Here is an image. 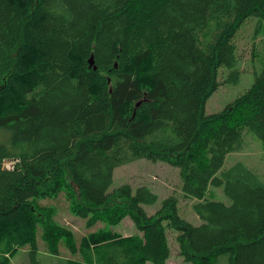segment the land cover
<instances>
[{
  "label": "trees",
  "instance_id": "16d2710c",
  "mask_svg": "<svg viewBox=\"0 0 264 264\" xmlns=\"http://www.w3.org/2000/svg\"><path fill=\"white\" fill-rule=\"evenodd\" d=\"M254 18L264 0H0V264L25 247L39 264V227L49 253L63 241L79 254L68 264H166L167 230L187 264H264V183L242 163L222 170L247 133L264 162V53L249 89L203 113L218 69L238 77L237 29ZM141 159L179 169L200 225L173 196L148 216V188L106 192L116 167ZM61 189L86 227L128 217L137 233L77 244L36 204Z\"/></svg>",
  "mask_w": 264,
  "mask_h": 264
},
{
  "label": "rangeland",
  "instance_id": "374dc122",
  "mask_svg": "<svg viewBox=\"0 0 264 264\" xmlns=\"http://www.w3.org/2000/svg\"><path fill=\"white\" fill-rule=\"evenodd\" d=\"M236 43L238 45L237 56L239 57L236 69L239 75L231 77V71L222 67L218 69L217 83L219 87L215 93L207 100L204 109V115H212L221 112L224 107L232 103L240 94H243L253 84L255 78L254 72L258 70L259 58L264 53V22L258 19H250L240 28L237 29ZM254 55H257L254 57ZM234 78V79H233ZM260 139L254 135L247 133L242 146V152L231 153L226 156L222 170H227L236 163H242L249 168L252 173L264 183V162L262 156V146ZM13 162L4 161L3 169L10 170L13 168ZM112 182L106 192H111L119 187L129 186L133 193L140 187H146L156 195V201L150 205H142V208L148 216L155 214L163 205V201L173 196L177 202V215L194 226L201 224L200 219L194 214L192 205L194 201L184 197L180 187H182V178L180 171L176 167L160 163L152 162L144 159L136 160L129 164L116 167L112 172ZM206 198L229 204L223 187L208 186ZM66 189H61L53 197H39L36 200L37 207L42 209H50L53 220L58 224L64 225L72 230L76 243L79 244L82 239L100 230L106 229L113 233L127 237L136 234L137 230L132 220L128 217L122 219L116 225H109L105 222H97L90 228L86 227L85 220L71 214L69 201L67 199ZM41 228L39 227L36 234L37 254L35 260L39 264H68V261L80 260L79 254H72L60 242L58 253L53 255L48 252L46 242L42 238ZM177 233L167 230V242L170 247V257L166 264H187L179 256L178 246L175 240ZM76 244V245H77ZM10 264H32L27 247L17 250L16 254L9 260ZM149 264V263H148Z\"/></svg>",
  "mask_w": 264,
  "mask_h": 264
},
{
  "label": "water",
  "instance_id": "95a60500",
  "mask_svg": "<svg viewBox=\"0 0 264 264\" xmlns=\"http://www.w3.org/2000/svg\"><path fill=\"white\" fill-rule=\"evenodd\" d=\"M92 58H90V60L88 61L89 62V65H92L93 62H91Z\"/></svg>",
  "mask_w": 264,
  "mask_h": 264
}]
</instances>
